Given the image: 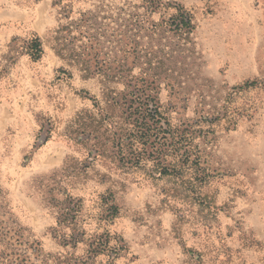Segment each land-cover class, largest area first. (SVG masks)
Here are the masks:
<instances>
[{"label": "rangeland", "instance_id": "obj_1", "mask_svg": "<svg viewBox=\"0 0 264 264\" xmlns=\"http://www.w3.org/2000/svg\"><path fill=\"white\" fill-rule=\"evenodd\" d=\"M161 1L155 22L183 8L194 33H133L142 0H0V62L16 53L0 79V201L46 253L92 264H264V0ZM34 37L38 62L25 49ZM150 47L173 84L162 110L202 151V183L89 162L70 133L102 100L98 71L139 76ZM67 196L85 237L66 248L56 231L72 234L59 224Z\"/></svg>", "mask_w": 264, "mask_h": 264}, {"label": "trees", "instance_id": "obj_2", "mask_svg": "<svg viewBox=\"0 0 264 264\" xmlns=\"http://www.w3.org/2000/svg\"><path fill=\"white\" fill-rule=\"evenodd\" d=\"M142 2L146 14H133V33H150L152 40L160 33H174L179 38L194 33V19L185 9L179 8L169 19L155 22L153 16L164 8L162 1ZM25 45L33 62L42 59L44 49L39 37L26 41ZM155 48L150 47V58L145 63L148 67L140 69L139 76L122 67L115 71L111 68L106 72L98 71L103 78L102 100L91 99L94 101L93 110L76 114L69 125L70 133L75 142L87 150L89 162L109 161L124 173L144 171L149 175L177 180H183L185 175L192 173L194 177L191 178L202 183L206 168L203 167L202 151L194 145L192 129L173 126L160 105L162 84L168 87L173 84L159 72L164 62L155 56ZM13 54L15 51L10 50V54L0 62V79L15 64ZM166 56L171 57L169 53ZM116 84L124 85L125 90L118 93L113 88ZM59 205L60 227L70 228L72 234L67 236L59 230L56 236L62 239L64 247H77L82 242L81 235L85 237L76 224L80 201L67 196ZM11 215L4 202L0 201V264H92L91 261H95L96 257L92 256L75 258L69 253H46ZM99 242L94 240L88 245L92 249ZM101 244L108 246L107 241Z\"/></svg>", "mask_w": 264, "mask_h": 264}]
</instances>
